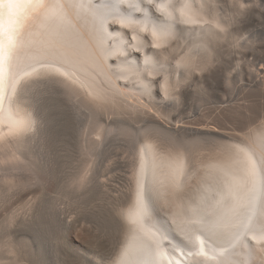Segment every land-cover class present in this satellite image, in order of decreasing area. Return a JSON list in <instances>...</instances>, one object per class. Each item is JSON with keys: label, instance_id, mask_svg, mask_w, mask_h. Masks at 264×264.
<instances>
[{"label": "bare ground", "instance_id": "bare-ground-1", "mask_svg": "<svg viewBox=\"0 0 264 264\" xmlns=\"http://www.w3.org/2000/svg\"><path fill=\"white\" fill-rule=\"evenodd\" d=\"M229 1L232 4L237 2L238 6L243 2V0ZM258 1L243 2L245 4L243 12L239 10L238 12L245 14L249 3L256 7ZM103 5L111 9L115 15L144 20L149 23L150 28L156 27L164 30L170 25L172 34L166 46L159 50L154 49L151 46V39L143 33H138L139 38L132 40V30L119 27L112 22L111 17L107 18V34H105L99 27L97 15L94 14ZM161 5L164 7L163 11L160 10L159 6ZM212 6H215L214 0H154L153 5L149 4L147 0H125V4L120 3V0H101L96 5H92L89 0H33V3L27 6L21 14L20 23L15 26L13 32L15 46L10 67L5 75L4 101L0 108V180L5 185H10L12 178L17 177V174L13 175L11 171L3 172V168H8V166L11 168L10 165L15 166L19 156L23 158L24 154L30 153V146L37 135L35 132L29 134L19 145L6 141L2 137V133L8 130L10 120L30 116L34 122L33 129L35 130L41 125V121H39L41 117L35 116V108L39 105H41L42 113L49 112L47 120H51L57 113L61 114L63 117L56 124L58 131L61 136H68V139L73 140V145L67 149V157L71 163L78 160L79 152L86 157L82 166L78 165V170L72 174L75 176L74 179L71 178V181L65 186L64 197L78 206L89 202L88 207L84 208L89 214L90 226H96L97 230H101L103 234H106L107 223L111 222L113 218V231L117 239L113 243L111 254H107L108 257L104 264H114L116 260H121L122 264H141V261L145 259L140 248V240L129 229L126 217L123 221L117 212L121 206L125 212L130 206L128 204L130 198L127 194L129 180L133 172L139 175L141 163L144 164L146 172L155 171L158 179L163 178L162 173L166 171L167 164L174 156L170 140L176 137L175 133L192 132L197 135H206L194 136L192 141L195 143L209 142L208 151L202 154L196 150L193 151L191 143L185 142L181 148L186 166L183 182L187 195L184 200L178 201V207H161L156 194L148 190L146 186V201L152 210L157 227L165 234H170L173 243L176 244H183L184 240L180 234L181 218L173 217V213L183 210L191 217L190 209L199 202L201 193L204 189L214 186L212 184L213 177L239 183L245 176V157L242 153L237 154L232 145L244 147L253 159L264 154V136H262L264 111L260 119L250 122L253 118L251 115L253 109L250 106L246 108V112L249 111L246 132L241 137L227 135L226 139L217 138L216 131L211 134L212 132L209 130L184 128L176 125L167 126L168 123L164 124L154 120L149 121L148 125L136 127L130 121L113 120L106 114L107 110H114L118 114L124 110L130 111L132 114H141L142 112L148 114L150 110L157 112L160 104L165 101L161 94V85L165 75L168 76L167 86L172 88L175 83L183 81L189 67L191 70L201 71L209 56L200 60L198 59L202 57L200 53L209 47L210 42L212 46L216 40L228 35L230 26L235 25L233 20H229V18L225 20V14H219ZM182 8L188 15L199 21L197 25L180 23ZM156 9L160 11L158 12ZM168 13H171V17ZM205 21L208 23L205 24ZM217 24L219 28L226 31L220 32L216 27ZM205 33H216V35H205ZM53 42L58 45L62 44L63 47L60 50L71 60V64L66 65L62 58L57 57L56 64L57 67L63 66L65 71L71 69L70 79L66 80L59 76L36 79V73H32L31 77H26L25 72H32V68L39 69L37 61L44 59L37 53ZM235 43L238 44L237 41ZM133 44L140 48L139 52L132 50ZM177 46H185V48L183 54L175 58L172 74H168L161 66L158 57L168 52L169 54L175 52ZM137 73H140L139 79H137ZM250 74H254L256 88L263 96L264 66L252 70ZM73 80L75 83L72 82ZM25 98L32 99V104H26ZM37 100H39V104H35ZM149 125L156 127L155 130L158 129L156 133L169 145L157 143L151 140V137L140 138L136 134L132 141L135 142L133 148L121 149V151L117 149L119 152L114 153V157L111 154V157L115 158L116 156L125 168L123 184L115 185L110 179L96 180L100 188L105 189L104 192H109L107 190L109 188L110 191L116 193L111 196L115 218L102 215L101 207L95 203L92 204L93 201L90 199L92 191L89 185L94 181V172L99 165L97 161L104 150H110L109 144L125 140L124 138L129 132L128 128L139 132L142 129L147 130ZM53 141L60 151L65 142ZM142 156L143 161L141 160ZM118 161L116 160V162ZM28 169L27 171H29ZM16 177L14 179L17 180ZM23 178L25 177L23 176ZM22 181L20 180V182ZM1 185L3 187V184ZM110 186H113L115 190ZM63 204H65L64 201ZM63 204H60V212L65 210V207L62 208ZM66 214L67 212L60 215L63 220L68 222ZM28 217L27 215V219H29ZM241 220L246 223L247 217H241ZM173 228L175 231H172ZM251 228L252 231L244 237L242 242L252 246L254 252L250 256L247 248L236 243L235 232L217 240L216 243L201 237L205 239V251L213 257L204 261L203 264H237L242 260L247 261V264H264V253L260 252L261 245L251 240L253 232L256 235L261 234L256 216L252 217ZM93 237L97 239V236ZM233 244H236V247H232ZM4 252L10 253L11 251L7 248ZM4 259L10 258L5 257ZM161 264H166V260Z\"/></svg>", "mask_w": 264, "mask_h": 264}, {"label": "rangeland", "instance_id": "rangeland-1", "mask_svg": "<svg viewBox=\"0 0 264 264\" xmlns=\"http://www.w3.org/2000/svg\"><path fill=\"white\" fill-rule=\"evenodd\" d=\"M214 2L213 9L219 14H225V20L229 18L235 25L230 26L228 35L216 40L212 46L210 42L209 47L200 53L202 56L198 58L200 60L209 56L202 67L204 71L191 70L189 67L183 81L172 85L173 87L180 85L175 91L176 99L163 101L160 106L158 105L157 112L150 110L148 114L144 112L132 114L124 110L118 114L114 110H107L106 114L111 119H124L136 127L148 125L149 121L154 120L168 123L167 126L209 130L211 134L216 131L215 134H218L216 137L219 139H226L227 135L241 137L246 132L245 127L249 122L247 118L249 111L246 112L248 106L253 109L251 113L253 118L250 122L260 119L264 111V95L261 96L256 88L254 74L250 73L264 66V0H259L256 7L249 3L245 14L239 13L238 10L243 12L245 6L243 2L249 0H243L240 6L237 2L230 3L229 0ZM184 48L185 46H177L175 52L158 57L168 74H172L175 58L183 54ZM185 79L188 81L187 85L183 83ZM25 103L32 104V99L25 98ZM35 104H39V100ZM35 116L41 117L39 120L41 125L33 131L37 135L30 146L29 155L26 153L23 158L18 155L19 160L15 162V166L3 168V172L11 171V174H17L15 177L19 182L17 183L14 177L10 186L0 180V187L3 184L0 190L2 195H0V263L15 264L18 261L19 264H104L117 239L113 231V218L107 223L106 234H103L96 226H90L89 214L84 208L88 207L89 202L79 207L64 197L65 186L71 178L74 179L75 176L72 174L78 170V165H81L86 157L79 152L78 160L73 163L67 157V149L73 145V140L68 139V136H61L58 131L56 124L63 117L61 114L57 113L51 120H47L49 112L42 113L39 105L35 108ZM151 125L147 130L142 129L139 132L128 128L125 143L119 141L109 144L110 150H104L97 161L99 165L93 176L95 182L89 185L92 191L90 199L93 201L92 204L101 207L102 215L115 218L111 196L116 193L109 188L107 189L109 192H104L105 189H101L96 180L110 179L113 184L122 185L125 168L116 156L113 158L114 153L121 149L133 148L135 142L132 141L136 134L140 138L159 137L163 141L156 133L158 129L155 130L156 127ZM174 135L177 136V133ZM178 135L184 137L187 144L191 143L193 151L202 154L209 149V142L192 141L194 136L206 135L192 132H181ZM53 140L65 142L60 151ZM121 142L126 145H119ZM163 144L169 145L165 141ZM81 151L83 154L82 147ZM30 169H38V173L45 181L43 186L33 183ZM25 172L30 176L24 174ZM18 173L21 176H18ZM110 188L114 189L113 186ZM60 204H63L62 208L65 207L63 212H60ZM65 212L68 222L60 215ZM93 236H97V239ZM7 248L10 249V253L4 252ZM5 257L10 259H4Z\"/></svg>", "mask_w": 264, "mask_h": 264}, {"label": "snow or ice", "instance_id": "snow-or-ice-1", "mask_svg": "<svg viewBox=\"0 0 264 264\" xmlns=\"http://www.w3.org/2000/svg\"><path fill=\"white\" fill-rule=\"evenodd\" d=\"M153 5L154 0H147ZM33 0H0V108L4 101L5 75L10 67V61L13 56L15 26L20 23V17L27 6L31 5ZM125 4V0H120ZM163 11V5L159 6ZM187 7V6H185ZM99 27L101 31L107 34V18L111 17L112 22L124 29L132 30V40L139 38L138 33H145L152 30V36L156 40L154 49H162L161 36L171 37V26L164 30L156 27H149V23L144 20H134L130 18L115 15L111 9L102 6L97 13ZM171 17V13H168ZM180 16L184 25H197V20L182 8ZM208 21H205L207 24ZM219 28V25H216ZM138 30V31H137ZM220 32L226 31L219 28ZM159 32V35H158ZM205 35H216V33H205ZM111 39V37H109ZM168 40H165L166 44ZM147 43V41H145ZM63 45L56 42L49 44L46 48L37 53L38 56L44 57L38 60L39 69L32 68V72H25L26 77H31L32 73H36V79L43 77H63L70 79L71 69L64 70V67H57V57L63 59L66 65L71 64V60L60 49ZM132 50L139 52L140 48L132 45ZM164 48V47H163ZM204 71V69H201ZM140 73H137L139 79ZM75 83V81H72ZM188 84L187 79L183 82ZM168 76L163 77L164 95L175 100L176 88L168 87ZM230 86V85H229ZM33 120L30 116L18 120H10L8 130L2 133L3 139L16 144L23 143L24 138L33 133ZM264 127V125H262ZM264 136V132H262ZM185 144L184 137L177 134L175 138L170 140V145L174 150L172 160L167 164L166 171L162 173L163 178L158 179L155 171L146 172L144 164L141 163L139 175L133 172L129 180L128 196L130 198V206L125 212L123 206L117 212L124 221L125 217L127 225L131 231L135 233L140 240V248L145 257L141 264H161L166 260V264H203L204 261L213 257L205 251V237L212 243H216L229 234L235 232L236 243L242 244L247 248L248 255H252L254 250L251 245L242 243L244 237L248 235L251 228L252 217L256 216L260 228V235L255 232L251 235V240L261 245L260 252L264 253V154L253 159L247 153L244 147L240 145H232L237 154H243L246 160V173L243 179L236 183L224 178H212V184L201 193L199 202L194 208L190 209L191 217L183 210L173 213V217L181 218L180 234L184 240L183 244L173 243L170 234L162 232L156 224V220L152 215V210L146 201L147 189L154 192L161 207L176 208L178 201L185 199L187 193L185 190L184 177L186 174V166L184 154L181 148ZM143 161V156L141 157ZM33 175V183L43 186L45 181L37 172L30 170ZM134 184V187H133ZM243 193V195H242ZM247 217V222H243L241 217ZM171 223V221H170ZM175 231V228L172 229ZM232 247H236L233 244ZM239 255V253H237ZM19 264V262H15ZM114 264H122L121 260L114 261ZM237 264H247V261H239Z\"/></svg>", "mask_w": 264, "mask_h": 264}, {"label": "clouds", "instance_id": "clouds-1", "mask_svg": "<svg viewBox=\"0 0 264 264\" xmlns=\"http://www.w3.org/2000/svg\"><path fill=\"white\" fill-rule=\"evenodd\" d=\"M158 12L160 11L159 9H156ZM162 14V13H161ZM199 21L197 20V23H198ZM180 23H182V20L180 21ZM152 30L153 29H150V30H148V31H146L145 33H143L144 35H147L150 39H151V41H152V45H153V47H155V45H156V40H155V38L152 36ZM158 35H159V32H158ZM169 38L168 37H164V36H161V47L163 48V47H165L166 46V44L164 43V41L165 40H168ZM161 94H162V97L165 99V100H168V98L164 95V91H163V88H161Z\"/></svg>", "mask_w": 264, "mask_h": 264}, {"label": "water", "instance_id": "water-1", "mask_svg": "<svg viewBox=\"0 0 264 264\" xmlns=\"http://www.w3.org/2000/svg\"><path fill=\"white\" fill-rule=\"evenodd\" d=\"M101 0H89V2L92 4V5H96L98 2H100Z\"/></svg>", "mask_w": 264, "mask_h": 264}]
</instances>
